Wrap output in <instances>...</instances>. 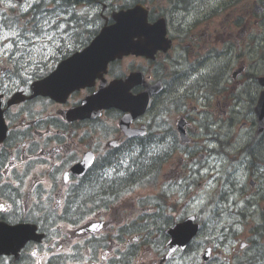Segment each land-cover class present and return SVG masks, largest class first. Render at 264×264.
I'll return each mask as SVG.
<instances>
[{
  "label": "flooded vegetation",
  "instance_id": "af4514ba",
  "mask_svg": "<svg viewBox=\"0 0 264 264\" xmlns=\"http://www.w3.org/2000/svg\"><path fill=\"white\" fill-rule=\"evenodd\" d=\"M160 1H162L161 4ZM211 3L213 6L210 5ZM138 4L148 6L150 12L148 24L150 26L158 21H162L164 24V36L172 43V48L165 53V68L162 69L161 62L157 59L151 61L142 57H134L132 64L127 66V72L113 68L114 63L110 64L104 80L110 83L116 79H124L128 74L139 73L135 77L134 95H140L145 91L147 93L149 89L152 90L153 86L160 82V85L156 87L159 94H156L155 97L162 101L166 117L174 115L172 121H163V127L160 125L161 122L155 126L151 122L144 124L143 120L148 115L146 112L147 114L145 113L131 124L132 129L144 126V130L141 131L142 136L137 137L138 139L127 140L128 138L119 127V121L124 116L119 111H105L96 120L73 121L69 118V113L73 109L81 106L87 97L98 90L101 80H97L95 85L90 88L73 92L64 102H58L51 97L32 95V85L43 81L59 68L62 69V63H65L75 53L83 51L92 38L100 34L102 29L110 27L104 36L114 34L116 31L112 28L118 27V23L114 20L115 13L127 11ZM262 6H264V0H93L91 2L78 0L76 3L77 12L82 9L88 10V15L91 16L92 21H95V24L93 25L85 16H79L80 20L74 33L75 44L64 52H57L54 57L50 56L46 66H41L43 70L35 73L28 85L21 84L20 88H15L10 83V79H15V77L10 78L9 75L4 81L5 84L14 88L12 92H8L7 102L17 90L25 88L27 90L23 91L22 103L17 105L6 103L5 105L3 115L12 134L8 135L4 142H0V152L3 153L0 159L7 162L8 159H11L9 153L20 156L21 147L27 143L28 138L21 139L15 131L19 127L20 119L29 122L25 125L29 133H35L36 127H41L34 139L43 136L45 130L60 132V136L56 140L51 137L47 140H40L37 150L43 148L44 151L40 153L42 157L45 152L54 149L61 142L64 147L71 149L73 155L64 156L63 153H60L58 156L44 157L43 161H34L35 166L45 173L42 177L45 183L36 187V199H40L39 194L42 191L51 192L55 199L49 198L46 201L41 199L37 204L35 200L29 199L27 196L22 199L17 197L19 200L17 204L13 200V196L16 195L15 191L7 192L0 189V203L9 206L8 212H0V223L34 225L44 235V240L40 243L30 242L19 256L0 252V264H77V259L68 255L67 241L69 239L73 242L72 251L82 255L88 264H264V239L261 238L262 236L238 240L240 246L238 251L240 253L249 252L241 255L230 246L232 238L225 234L224 237H220L218 232L213 230L212 236L215 239H208L204 235H208L209 231L203 226L199 228L198 236L186 249L178 250L176 255L175 253L169 254L166 250L169 242L167 230L177 223H175L176 218L173 213L167 207L162 203L150 201L146 206L147 213L144 216V223L140 225L141 229L137 230L138 220L135 217L141 208L126 202H108L106 206L103 202L96 203L101 196L107 195L100 192L94 193L90 190L89 183L98 179L99 167L94 165L95 171L88 169L82 175L74 172V167L90 153L96 157L99 164L114 163L117 157L138 145L141 148L142 159L134 167L139 164L140 168L143 164L141 161H144L147 156L146 149H151L153 144H163L168 147L174 143V146L184 148V145H180L177 131L180 121H177L176 118L179 116L180 119L188 115L187 107L198 99L199 91H204L207 88L206 81L208 80L202 78L204 82H201L199 74L195 79L189 77L185 71L187 65L183 62L184 59L179 60L178 50L175 51V49L183 48L189 42H192L194 50L201 51L202 48L201 67H203L206 62L231 50L234 37L233 28L253 19L255 9L257 7L264 9ZM92 8L96 9L95 13L91 12ZM37 15L40 16L41 12H38ZM73 20L74 17L71 18L70 25ZM158 58H161V55ZM5 64H9L13 70L10 58ZM197 64H200V57ZM60 72L59 76L56 72L55 83H67L69 80L85 74L83 68L72 63L65 65V68ZM46 104L48 106H44ZM18 110L19 115L16 120H13V114H16ZM30 113L32 114L30 115ZM187 120L184 122L188 132L197 128L194 125V119L187 118ZM95 122L100 125L94 127L93 123ZM210 129L213 132H220L212 126ZM221 134L223 136L221 139L214 136L223 146L222 152L217 157L220 164L230 153V150L225 147L226 139L231 136V130L222 129ZM214 144L216 145L215 142ZM116 145L120 146L119 149L115 147ZM255 146L264 147V140L256 141L251 145L243 143L240 148L249 153ZM28 154L31 156V151ZM198 159L183 158L179 160L178 167L173 164L169 170L165 171V176L177 175L190 181L187 185H181L182 189H187L183 194L186 197L194 196L201 186L200 176L203 175V169L196 168L197 164L202 165L201 159ZM150 161L159 163V157L153 156ZM158 163L155 165L148 163V170L145 172L138 170L137 178H141L146 173L145 176L153 175ZM57 165L62 171H57L55 167H52ZM63 173H67L69 177L67 187L64 186L61 179L55 182L52 180L53 174L59 178ZM258 174L255 171V175L258 176ZM35 178L33 176V179ZM236 186L237 184L234 182L231 188L234 189ZM57 201L60 203L57 204ZM239 201L245 206H229L233 219L228 222L231 233L232 230L239 229L243 224L239 215L248 210L250 204L253 205V200L249 199L246 193L239 196ZM230 203L232 204V201ZM13 211L17 216L16 223L12 222L11 213ZM221 211L226 212L224 207L221 208ZM169 215L171 222L166 223L162 217ZM25 216H27V221L21 223ZM94 223L102 226L95 233L90 231V226ZM62 224L65 225L63 229L59 227ZM145 224L152 230L153 235H149L144 230ZM69 227L72 231H68ZM137 234H139V241L133 244L131 241ZM92 237H98V239H92ZM89 248L93 251L88 252ZM204 249H211V256H208L207 259L202 255ZM101 250L108 254L107 259L102 256ZM224 251H230L233 261ZM115 255H119L121 259H112ZM162 256L163 259H161Z\"/></svg>",
  "mask_w": 264,
  "mask_h": 264
},
{
  "label": "snow or ice",
  "instance_id": "6c2138e0",
  "mask_svg": "<svg viewBox=\"0 0 264 264\" xmlns=\"http://www.w3.org/2000/svg\"><path fill=\"white\" fill-rule=\"evenodd\" d=\"M5 2V0H0V3ZM35 2V0H33ZM44 4H51L50 10L41 9V15L36 17V24L30 30H22L19 27L13 29L10 26H0L3 28V31H0V61H5L10 58L13 65V71L8 73L9 77H15V79H10V83L16 87L20 88V85H28L32 80L33 75L37 72L42 71V65L46 66V62L50 56H55L57 52H64L68 48H71L75 44L74 33L76 31L75 26L73 25L71 29L69 28L70 20L74 16H85L86 19L91 21L94 25L95 21L91 20V16L88 15V10L82 9L80 12H77L76 3L78 0H40ZM31 7V5H29ZM96 9L92 8L91 12L95 13ZM132 27L135 28V34L140 36L143 35L145 39L149 38V34L154 30L147 28L142 21H135L132 24ZM195 79V77H193ZM49 83V82H46ZM21 91H26L27 89H20ZM11 89L8 85H3L0 88V120L3 118V111L5 110V105L7 101L5 97L8 95ZM32 113H30L31 115ZM19 115V110L16 114H13V120H16ZM29 122L25 119L19 120V127L15 131L19 134L20 138L23 139L27 137V143L25 146L21 147V155L16 156L13 153L8 155L11 159H8L5 162L3 159H0V189H3L7 192L15 191L16 195L13 196L15 203H19V198L27 196L29 199L35 200L37 204L40 203V200H48L49 198L55 199L51 195V192L42 191L40 199H36V187L39 184L45 183L42 177L45 173L38 169L35 166L34 161H43L44 157L58 156L60 153H63L64 156H72L73 153L70 148L64 147L63 142L57 144L54 149L49 150L44 153V157L40 155L43 152V148H39L40 140H47L51 137L53 140H56L60 136V132H51L45 130V134L39 139H34L37 133L40 132L41 127H36L35 133H29L28 129L25 127ZM31 126V125H29ZM119 149V145L115 146ZM31 151L32 155L29 156L28 152ZM168 147L163 144H153L151 149L147 150V157H160L161 154H167ZM3 153L0 152V156ZM138 153L134 149H130L128 152L123 153L116 158L115 162H108L107 164H99L97 159L93 155H88L85 157L84 166L88 167L92 171H95V166L100 168L98 174V179L93 181L91 191L94 193H106L107 195L101 196L96 203L99 204L103 202L105 206L110 200H115L117 197L123 198L125 196H130L133 190H137L140 186L143 185L144 181L137 178V172L139 170V165H136V158ZM63 162V161H62ZM144 163H151L153 165L157 164L158 161H149L147 158L144 159ZM195 163V162H193ZM55 167L57 171H62V169L57 166ZM197 169L202 168L203 173L209 171L208 167H203L202 165L197 164ZM155 173H153V176ZM191 175V174H189ZM33 176L36 178L33 179ZM58 179H61L64 183V186L67 187L69 180L68 174L63 173L62 177L57 178L54 174L52 175V180L55 182ZM149 179L148 176L144 177V180ZM190 181L182 177H177L175 180L168 178V182L163 185V190L169 193L174 190H180V195L183 196L184 191L187 189H181V185H187ZM179 199V198H178ZM60 202L57 201V204ZM191 204V208L188 207V204L184 206V212L182 215L191 216L192 219H198V212L195 211L197 206H202L205 203L204 198L201 197H192L188 202ZM43 207V205H42ZM89 207H92L89 205ZM9 206L0 203V212H8ZM12 222H17V216L15 211L11 213ZM135 219V218H133ZM164 221L171 222V217L166 216L162 217ZM27 221V216L23 217L21 223ZM216 224L209 225V236L208 239H215L212 236V231H219V227ZM60 228H65V225H59ZM102 226L92 225V231L98 232L99 228ZM190 224H185L183 228H190ZM149 235H153V232L150 228L147 227V224L144 226ZM68 231H72L71 227L68 228ZM181 231V229H177ZM63 238V237H62ZM92 239H98V237H92ZM139 234L133 238L131 241L133 244L138 243ZM68 245V255L73 259H77V264H88V261L83 259L82 255L77 252L72 251L73 242L71 239L67 241ZM219 247V245H216ZM88 252H92L93 249H87ZM118 251V250H116ZM173 252L176 251L175 248L172 249ZM102 256L107 259L108 254L104 253L101 250ZM205 256H211V249H206L203 253ZM164 257L162 256L161 259ZM94 259V258H93ZM112 259L119 260L121 257L115 255Z\"/></svg>",
  "mask_w": 264,
  "mask_h": 264
},
{
  "label": "rangeland",
  "instance_id": "374dc122",
  "mask_svg": "<svg viewBox=\"0 0 264 264\" xmlns=\"http://www.w3.org/2000/svg\"><path fill=\"white\" fill-rule=\"evenodd\" d=\"M250 62H254V61H258V60H260V54L258 53V52H254V56H252V57H250L249 59H248ZM202 106H205L203 103H201L200 105H199V108L201 109L202 108ZM196 116V115H195ZM204 133L203 132H201V139L202 138H204ZM241 134H239L238 135V137L240 136ZM237 138V137H236ZM236 138H234L233 140H232V144L235 142V141H237V140H239L238 138L236 139ZM199 142H202V140H200ZM236 146L237 147H239L240 146V142H237L236 143ZM257 148V149H256ZM254 149H256V150H254V152L257 154V155H264V147L262 146V147H260V148H258L257 146H255V148ZM142 163H143V161H141ZM139 165V164H138ZM235 174L237 175V177H238V179L240 180H236V182H237V187H240V186H242V185H247V186H245V188L248 190V191H250V193H252V192H254L253 191V189H256L257 187H255V188H251V186H249L248 187V185L249 184H247V183H245V182H247V180H248V177H249V173H247L246 172V169H245V167H237L236 168V170H235ZM258 177V176H257ZM259 179H261L260 177H258ZM264 181V180H263ZM262 181V182H263ZM263 186H264V182H263ZM258 190V189H257ZM230 216V212L228 213V215H227V217L226 218H228ZM225 221H228L227 219H225ZM248 232V233H247ZM251 236V234L249 233V230L247 229L246 231H242V233L239 235V237H242V238H245V237H250Z\"/></svg>",
  "mask_w": 264,
  "mask_h": 264
},
{
  "label": "water",
  "instance_id": "95a60500",
  "mask_svg": "<svg viewBox=\"0 0 264 264\" xmlns=\"http://www.w3.org/2000/svg\"><path fill=\"white\" fill-rule=\"evenodd\" d=\"M258 118H259V130L261 131L264 126V98L261 99L260 107L258 109Z\"/></svg>",
  "mask_w": 264,
  "mask_h": 264
},
{
  "label": "trees",
  "instance_id": "16d2710c",
  "mask_svg": "<svg viewBox=\"0 0 264 264\" xmlns=\"http://www.w3.org/2000/svg\"><path fill=\"white\" fill-rule=\"evenodd\" d=\"M146 158L148 159V160H150V157H147L146 156ZM146 170H148V164H146V163H144L143 162V164L140 166V168H139V171L140 172H145ZM93 181H95V180H93ZM93 181H90V183H89V186L90 187H92V183H93Z\"/></svg>",
  "mask_w": 264,
  "mask_h": 264
},
{
  "label": "bare ground",
  "instance_id": "6f19581e",
  "mask_svg": "<svg viewBox=\"0 0 264 264\" xmlns=\"http://www.w3.org/2000/svg\"><path fill=\"white\" fill-rule=\"evenodd\" d=\"M142 178V177H141ZM140 177H138V179L140 180L141 179Z\"/></svg>",
  "mask_w": 264,
  "mask_h": 264
}]
</instances>
